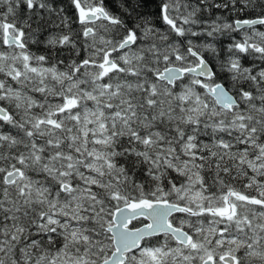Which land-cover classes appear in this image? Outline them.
Segmentation results:
<instances>
[{"label":"snow or ice","instance_id":"obj_1","mask_svg":"<svg viewBox=\"0 0 264 264\" xmlns=\"http://www.w3.org/2000/svg\"><path fill=\"white\" fill-rule=\"evenodd\" d=\"M0 264H264V0H0Z\"/></svg>","mask_w":264,"mask_h":264}]
</instances>
